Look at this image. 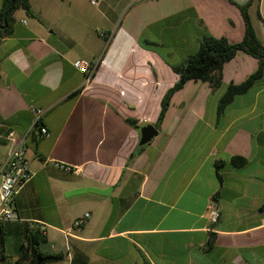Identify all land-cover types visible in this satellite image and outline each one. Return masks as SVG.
<instances>
[{"label":"crops","instance_id":"0c3cea01","mask_svg":"<svg viewBox=\"0 0 264 264\" xmlns=\"http://www.w3.org/2000/svg\"><path fill=\"white\" fill-rule=\"evenodd\" d=\"M248 1L30 0L33 15L16 12L0 39V170L14 132L35 177L16 197L19 220L0 226L5 264L22 255L25 226L43 232V253L63 257L54 264H264V79L218 115L255 58L239 52L226 63L219 89L188 82L131 159L179 80L173 67L204 34L241 42ZM250 15L264 42V0ZM77 61L98 62L89 82ZM32 106L45 111L39 128ZM213 199L222 212L214 227Z\"/></svg>","mask_w":264,"mask_h":264},{"label":"trees","instance_id":"16d2710c","mask_svg":"<svg viewBox=\"0 0 264 264\" xmlns=\"http://www.w3.org/2000/svg\"><path fill=\"white\" fill-rule=\"evenodd\" d=\"M259 0H249L246 4L239 6L240 12L245 22V34L241 42L230 43L226 38H216L207 34L201 36L199 51L187 58L182 64L173 67L178 74L177 84L171 88L162 101V110L159 116L156 128L160 129L166 113L171 105L172 97L175 93L184 88L190 81H203L209 83L212 89L216 90L222 86L223 67L226 63L232 61L239 52H244L258 61L257 70L251 74L243 83L239 85L231 84L218 106V115L222 116L227 107L230 106L238 96L247 94L255 85L264 79V42L258 37L252 23L250 9ZM19 10H24L33 15L30 0H2L0 9V39L9 37L12 34L15 24V14ZM261 18V16H260ZM134 127L135 122L131 121ZM39 128V123L36 125ZM144 150V147H138L132 155L135 158ZM247 160L236 157L232 159L235 167H243ZM222 163H218V171L222 168ZM220 184L223 183L221 175L218 176ZM25 244L23 253L16 261V264H54L60 262L62 256H52L43 253L42 245L45 243V235L40 229H30L25 226ZM6 240L0 227V264H5ZM86 264V263H84Z\"/></svg>","mask_w":264,"mask_h":264},{"label":"built area","instance_id":"2783aa9c","mask_svg":"<svg viewBox=\"0 0 264 264\" xmlns=\"http://www.w3.org/2000/svg\"><path fill=\"white\" fill-rule=\"evenodd\" d=\"M92 6H99L101 0H88ZM102 37L109 40V35L101 33ZM83 75L87 76V82L94 76L98 62L89 64L84 61L74 63ZM31 112L36 116V125L41 120L45 111L41 108L31 107ZM42 136H48L49 132L46 128L40 129ZM12 144V149L8 154L1 170H0V226L3 223L15 222L19 220V214L16 208V197L21 189L29 183L34 177V172L30 169V162L26 158V138H19L14 132L8 136ZM90 214H85L74 222V229L80 230L85 225ZM222 216L221 208L217 200L213 199L207 208L206 219L211 226H216Z\"/></svg>","mask_w":264,"mask_h":264},{"label":"water","instance_id":"95a60500","mask_svg":"<svg viewBox=\"0 0 264 264\" xmlns=\"http://www.w3.org/2000/svg\"><path fill=\"white\" fill-rule=\"evenodd\" d=\"M159 135L158 129L154 125H147L141 130V140L139 145L141 147L151 143Z\"/></svg>","mask_w":264,"mask_h":264},{"label":"rangeland","instance_id":"374dc122","mask_svg":"<svg viewBox=\"0 0 264 264\" xmlns=\"http://www.w3.org/2000/svg\"><path fill=\"white\" fill-rule=\"evenodd\" d=\"M90 4V3H89ZM108 35V34H107Z\"/></svg>","mask_w":264,"mask_h":264}]
</instances>
